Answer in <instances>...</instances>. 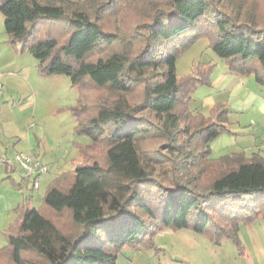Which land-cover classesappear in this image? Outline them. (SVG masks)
<instances>
[{
  "label": "trees",
  "instance_id": "obj_1",
  "mask_svg": "<svg viewBox=\"0 0 264 264\" xmlns=\"http://www.w3.org/2000/svg\"><path fill=\"white\" fill-rule=\"evenodd\" d=\"M127 6L141 17L132 32L121 18L107 28ZM255 8L246 0H0L10 44L23 43L41 75L70 76L79 90L69 106L76 132L108 146L103 163L78 143L74 168L49 183L42 207L16 208L0 252L14 264H115L126 245L152 244L164 227L209 233L217 242L229 238L241 247V225L264 219V155H211V142L229 128L230 108L224 102L208 113L192 107L196 89L211 83L215 63L180 77L175 42L208 38L230 72L254 74L264 86V14ZM135 37L142 44L133 51ZM106 46L108 52L88 59ZM85 82L115 95L99 101L86 120ZM139 85L143 96L133 103L126 96ZM155 132L165 150L145 153L142 138ZM63 212L75 231L65 232L52 218Z\"/></svg>",
  "mask_w": 264,
  "mask_h": 264
},
{
  "label": "rangeland",
  "instance_id": "obj_2",
  "mask_svg": "<svg viewBox=\"0 0 264 264\" xmlns=\"http://www.w3.org/2000/svg\"><path fill=\"white\" fill-rule=\"evenodd\" d=\"M78 2L83 0H76ZM251 1L252 4H256L260 17L264 14V0H246ZM256 9V8H255ZM256 9V10H257ZM1 12V11H0ZM1 14V13H0ZM264 17V16H263ZM118 18L123 19L121 26L129 33L132 32L133 28L137 24V21L141 19L140 14L131 6L122 8L118 17L113 20L106 22V27L114 29L120 24ZM47 19H43L39 22L40 33L45 32V23ZM131 30V31H130ZM132 38L133 35L131 36ZM136 38V37H135ZM141 38H136L133 46V51L141 46ZM186 39L182 37L175 45L180 47L179 56L177 59V72L181 77L184 74L189 73L192 68L196 65L205 62H215L216 58L219 57L211 48L210 41L208 38H198L191 44L184 46ZM187 42V41H186ZM137 43V44H136ZM18 52L20 58L23 61L27 60V65L21 72V76L15 75L12 77L9 83V88H4V93L0 95L6 97L5 101H1V104H6V107L0 110V119L6 120V127H13V124L18 121L21 125V135L26 145L25 151L30 152V148H27L26 134L30 132L33 140V146L35 151L38 149L43 151V156L40 160L47 162L49 171L41 173L43 174L40 178V186L37 188L32 187L31 180H24L23 190L29 196V205L42 207L44 204L43 195L47 189L49 183L55 178L56 174L63 170H69L74 168L75 160L79 157L78 143L88 145L86 152L93 154L101 162L106 163V149L107 144L104 139L97 141L91 140V138L83 133H77L75 130L76 117L69 108V104L77 103L79 97V90L76 86L71 85L70 76L64 73H52L47 76L40 75L37 66L30 64L34 55L28 48H23V43H19L17 46L12 45ZM111 48L108 46L104 49L95 51L88 56V59H96L99 55L105 54ZM132 50V49H131ZM34 88L36 94L34 95ZM35 96L34 100L28 105L21 107L19 99H27L30 101L32 98L30 95ZM143 96V85H139L132 89L128 94L127 98L135 103L141 100ZM22 97V98H21ZM114 92L108 88L97 87L91 82H85L83 84V93L81 96V105L86 106V110L82 113L83 118L86 120L96 113L97 103L104 100L105 98H114ZM68 104V105H67ZM195 108V104H192ZM200 110V109H199ZM207 111V110H204ZM231 112V110H230ZM138 114H143L152 119V114L147 111H139ZM33 123L32 125H30ZM12 131V130H11ZM38 138H36V134ZM142 145L144 152L148 151L152 153V147L159 148L164 151L166 145H164V139L159 133H150L142 138ZM159 146V147H158ZM212 155V154H211ZM23 171V170H22ZM14 175L17 179L21 178V168L14 171ZM1 179V178H0ZM229 197V198H228ZM230 200L231 197L228 196ZM226 199V200H227ZM1 204L3 201H0ZM3 205V204H2ZM15 213L5 212L0 209V247L7 243V231L15 220ZM52 218L54 221L66 232L75 231L76 227L73 225L68 212L55 213ZM190 230V231H189ZM194 232L198 239L205 243L209 249H212V256L214 259L209 264H218V258L222 254H226L228 248L221 246H228L232 244L235 246V256L232 258V264H243L248 259V251H256L253 243H263L264 249V219L257 218L252 223L242 224L240 227V238L242 245L241 247L232 239L223 238L219 242L213 240L209 233H200L188 228L173 229L171 227H164L154 234L152 244H138V245H126L122 250L119 251L115 264H185V258L182 253H186L188 248L193 250L195 238H189L186 232ZM247 233V235L243 234ZM229 242V243H228ZM252 246L254 250H252ZM220 248L223 251L217 249L214 252V248ZM261 261H264V252L262 248L259 250ZM30 259H34L35 256L32 254L26 255ZM258 257L255 252L253 254L252 264L258 262ZM0 264H14L10 257L0 252Z\"/></svg>",
  "mask_w": 264,
  "mask_h": 264
},
{
  "label": "crops",
  "instance_id": "obj_3",
  "mask_svg": "<svg viewBox=\"0 0 264 264\" xmlns=\"http://www.w3.org/2000/svg\"><path fill=\"white\" fill-rule=\"evenodd\" d=\"M0 13V80L4 83V88L8 89L9 83L13 85L10 79L15 75L21 76L22 70L27 65V60L23 61L8 41V34L5 31V16L2 12ZM29 63L35 65V67L38 64L35 57ZM213 63H215V66L211 74V83L200 85L194 92L192 102L196 106L195 109H200L204 113H208L210 108L218 102L226 103L231 110L228 130L211 142L212 156L218 157L233 151H245L248 155L259 152L264 155V86L258 83L254 74L243 75L230 72L226 61L223 62L220 58H216ZM4 88L2 94L5 91ZM34 91L35 95V88ZM30 96L32 97L30 101L27 100L28 98L25 100H23L24 98L19 99V102L22 103L21 107L32 103L31 101L34 100L35 96L32 94ZM5 100L6 97L4 96L0 99V102ZM74 104L67 105L71 106ZM5 107L6 104L0 103V110ZM20 132L21 125L18 121L13 124V127L7 128L6 120L0 119V201H3V205L0 202V209L2 208L5 212H13L15 216L16 208L24 203H29L30 196H32H29L23 190L24 180H31L32 182V178L23 177V168L15 159V155L18 152H26V145H24L25 142ZM35 135L38 138L37 133ZM26 140L27 148L29 147L31 150L26 153L33 154L38 159H41L43 151L41 149H38V152L35 151L30 132H27ZM43 163L48 165L47 162ZM18 166L21 168L20 179H17L14 175V171L18 169ZM59 173L60 171L57 174ZM43 174H40L38 177L39 186L40 178ZM32 187L35 188L33 182ZM189 231L186 232L188 233L187 236L189 238L196 237L197 241L195 242V246H193V250L188 248L186 253H182L186 260L185 264H209L214 259L212 257L214 256L212 249H209L205 243L201 242L194 232ZM244 235L248 236L245 233L241 237H245ZM253 244L256 251H252V253L248 251V259H244L247 262L243 264H252L255 252L259 259L256 264H262V258L258 250L262 248L264 252L263 243L259 241V243ZM227 245L221 246L225 249L228 248V251L218 258V264L233 263L232 258L235 256V246L232 244ZM217 249L221 252L223 251L216 247L214 248V252ZM252 250H254L253 246Z\"/></svg>",
  "mask_w": 264,
  "mask_h": 264
},
{
  "label": "built area",
  "instance_id": "obj_4",
  "mask_svg": "<svg viewBox=\"0 0 264 264\" xmlns=\"http://www.w3.org/2000/svg\"><path fill=\"white\" fill-rule=\"evenodd\" d=\"M2 91L3 83L0 81V95ZM15 159L23 168V177L32 178L33 186L35 188L39 187L38 177L41 173L48 171V165L43 163L35 155L26 152H18L15 155Z\"/></svg>",
  "mask_w": 264,
  "mask_h": 264
}]
</instances>
